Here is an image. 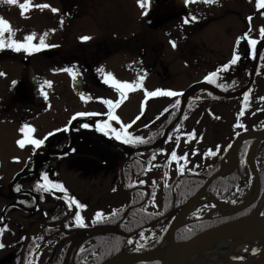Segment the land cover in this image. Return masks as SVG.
<instances>
[{
  "label": "flooded vegetation",
  "instance_id": "flooded-vegetation-1",
  "mask_svg": "<svg viewBox=\"0 0 264 264\" xmlns=\"http://www.w3.org/2000/svg\"><path fill=\"white\" fill-rule=\"evenodd\" d=\"M53 1L54 0H32L31 3L33 5L47 3L51 5V7H54ZM69 1L70 7L68 9V24L70 29L68 30V49L64 48V44L67 41V34H63L62 37H60V35L58 36L55 31H49L55 26V15L57 13H52L51 8L45 9V12V10L32 7L34 11L30 14V16L33 15L32 17H35L37 14H41V16H43V20L38 23L34 31L36 37L34 38V44L39 43V37L41 35L48 33L45 37V43L53 46L42 48L39 52L32 54L25 53L23 50L20 52H15L8 48L0 50V125L11 123L21 127L23 124H29L36 129V131L33 133L35 138H43L47 133L52 132L53 135L48 137V139L45 141V144L35 151H33V149L30 147L26 149V146L24 148H20L17 145L21 151L25 152V158L21 160L22 163L28 166H33L36 163L42 162L40 168L44 169L45 171H49V173L57 162V158L52 154L56 150H61L68 147V133H71V129L74 132V136L76 134L81 136L84 146L86 145L87 139L89 138L95 139L96 141L102 143H108V139L99 135L104 134L102 132L96 131L94 126L99 121L108 118L106 115L108 107L102 101L104 99H109L112 101L118 99L117 96L119 93L111 86V84L104 83V78L107 73H111L113 78H116L117 74H119L122 68L125 70H131L132 68L136 67L138 71H142V69H146L145 71H147L150 69L149 71L151 72L152 70L156 71L155 69L157 68V75L161 74L162 70H164V72L167 71L163 54L165 48L164 42L167 41L168 34L165 33L164 37L153 40L151 37L152 34L149 33V35L146 34L145 38L141 39V41H143V46L136 47L135 45V49L132 47L128 49L127 46H123L125 49H122V41H125L126 39L121 40L120 35L117 34L115 30H111L108 25L105 24L103 27L99 26L98 22L88 21L89 18H84V14L79 15L74 9L78 6V2L81 1ZM96 1L99 3L98 0ZM19 2H23V0H19ZM84 2L87 3L86 0H84ZM90 2L92 3V0L88 1L89 5ZM235 3H243V0H218L217 3H214V6L223 9L225 15H229L231 12H234L232 6ZM198 5H200V3ZM248 5L249 4L247 2L246 6ZM11 9L14 13L20 12L14 11L13 5H8L6 2H0V17L7 20L10 26L13 27L14 21L9 17V10ZM244 9L247 10L245 6ZM148 13L149 9L147 10L146 15H148ZM192 13L194 15L195 11L193 10ZM246 14H248V17L251 16L252 19H255V15H257L256 19H259L258 9H254L249 13L246 12ZM28 15L29 11L25 13V19H27ZM195 16L197 15L195 14ZM239 17L240 19L242 18V24L246 25L248 19H245L241 14ZM60 19L62 20V18ZM19 20L21 22L15 24H17L18 29H23L24 19ZM89 20L93 19L91 18ZM76 21H82L81 24L84 21V25H86V27L81 32V35L78 37H76L75 33L72 31V25L74 24L72 22ZM91 28H93V32H95L94 35H92V32L90 31ZM102 30H104V33L101 34ZM245 32H248V30L246 31V28L240 30L238 32V37L242 36ZM224 35L226 37L231 35L229 27L225 28ZM22 36L24 35L22 34ZM83 36L90 37V39L82 41L80 37ZM215 37L216 36H214V39ZM6 38L7 33H5V39ZM236 39V47L237 45H240V50L243 51L242 55L244 56L247 50L245 45L242 43L244 40H241V44H237ZM56 40H58V43ZM129 40L123 43L129 45ZM136 40L137 39H133L135 43ZM156 41H160V45L155 44L152 46V43ZM58 47L60 48V53L59 55H56L55 48ZM142 47L144 48L143 50ZM145 49L146 52H149V55H146ZM156 51H161L162 53L160 54V60L155 59L157 55L155 57L153 56V53ZM231 55L232 50L228 57L221 53V58L219 60H212L214 61L213 65L203 70L204 75H208L223 64L227 63L231 59ZM122 56L125 57V60L121 59ZM10 60L16 63V68L15 70L13 69L14 72L11 76L17 74L11 80V82L16 79L26 68H30L34 75L35 86L32 93V98L27 103L20 102L13 106L9 105L12 97L8 73V62ZM131 60L138 62L137 66L134 64H126ZM122 61H124V65L121 64ZM212 61H210V63ZM147 62L150 64H146ZM218 62L219 65H217ZM239 65L240 61L238 62V67ZM73 66L74 71L79 73L76 78H79L80 81H76V79L73 80L67 72L58 71L59 69H65ZM98 68H102L103 73L98 72ZM232 71L233 65L230 66L229 70L219 72L215 78V83H210L205 80H203V82L210 85H230L233 79ZM64 73L68 76L66 80L61 79ZM44 81L51 82L50 86L46 85L43 89L48 97L47 100H45L40 94V88L41 85L44 84ZM81 94L85 96V100L80 99ZM177 100H179V105L173 107ZM180 104V95L176 97L158 96L154 101L147 103V107L155 110L153 118L150 120L156 122L153 124H148V128H141L145 123L140 121L139 125L134 129L135 135L142 137L147 142V138L154 135L156 131H158V129L163 125V122L170 117L169 115L177 111V108L180 106ZM166 108L168 109L167 112L164 111ZM78 112L95 113V115L76 116L75 119H73L75 114ZM114 113L119 117L120 105L114 109ZM15 114L16 117L12 121H9V118ZM135 116H140L139 120H148L149 118V114L138 112L135 114ZM82 123L88 124L89 127L82 129ZM109 123L113 128L119 129L120 127V123H117L116 121H109ZM65 128H67V131L64 130ZM57 129L60 131H56ZM107 137L109 138L110 136ZM102 138H104V140ZM109 164H111V162H109ZM44 170L43 172H45ZM26 174H28L26 171L20 172L18 174L17 183L20 186V190L17 192V194H13V197H17L19 194H23L25 190H27L25 188V184L32 186L34 185V188L35 185L39 183L35 177L34 179L30 176H26ZM50 178L51 177H49V179ZM30 181H32L33 184H30ZM2 188V183L0 182V200L5 199L7 196L6 190H8V188L4 189V193ZM44 206H47V208H42L39 203L35 204L32 208H28L22 204L21 211L25 213H29V211H31L30 213H32L35 217V221H33V223L43 224V222L51 221L53 213L56 210L55 204H53L51 201V196H49V199Z\"/></svg>",
  "mask_w": 264,
  "mask_h": 264
},
{
  "label": "rangeland",
  "instance_id": "rangeland-1",
  "mask_svg": "<svg viewBox=\"0 0 264 264\" xmlns=\"http://www.w3.org/2000/svg\"><path fill=\"white\" fill-rule=\"evenodd\" d=\"M78 1L81 2H78L79 4L77 7H75L74 10L77 11L79 15L84 14V18H92L93 20L88 19V21L98 22L99 26L103 27V25L105 24L108 25L111 30H115L117 34L120 35L121 40L126 39L125 41H127L130 39L129 45L123 43L125 41H122V49H125L123 48V46H127L128 49L130 47L135 49L138 46H143V41H141V39L145 38L146 34L149 35V33L152 34L151 37L153 38V40L160 39L164 37L166 30L169 29V39L167 38V41L164 42L165 48L163 54V59L165 65L167 66V71L164 72V70H162L161 74L158 77L150 76L149 78H147L146 76H149L155 71L152 70L151 72L149 71L150 69H148L147 71H145L146 69H142V72H140V76H144V79L140 82L142 87L128 91L126 93V97L122 99V102L124 100L126 101L125 105H128V102L130 100H134V103L131 105V108L127 109L130 110L129 113L131 114L135 112V110L137 109L136 107L139 103H142L143 105V102L149 98L145 97V91H151V89L153 88L175 92L183 91L190 85L199 81L202 77H205L203 72L196 71L202 67H209L210 64L214 63V61L212 60H214V58L216 59V57H219L221 53H223V55L228 56V54L232 50V39L237 38L236 36H238V32L240 30L246 28V31L248 30L249 32V38L256 39L257 41L264 38L259 33V29L261 27H264V15H262V13H264V9H258L259 21H257L256 19L257 15H255V19H251V21L248 20L245 25L242 24V18L240 19L239 17V15L241 14L246 19L248 17V14H246V12L249 13L252 12L254 9H257L255 7V0H243V3L233 4L232 8L234 12H231L229 15H225L223 9H220L219 7L214 6V8H211L210 5H205L203 7L201 4L203 0H190V7H194L196 12L200 14L199 17L201 18V23L199 22V18L197 17L196 19H198V24H196V22L191 24L192 21L188 24H184L183 22H172L173 24L170 23L171 25H169L166 29L162 28L160 31L156 32H151L146 27L143 20L146 14H141L142 12H144V9L138 5L137 0H98L99 3L96 0H92V3L90 2V5L88 4L89 0H86L87 3L84 2V0ZM53 2L54 7L58 9L55 18L56 23H59L52 28L58 36L60 35V37H62L63 34H67V41L64 44V48L68 49V30L70 29V26L68 24V9L70 6L68 0H54ZM247 2H249L248 6H246ZM199 3L200 5H198ZM244 6L247 8V10L244 9ZM13 9L17 12L20 11L17 5H13ZM28 11L29 15L27 16V19H25V16L23 18L21 17L20 12L14 13L12 9L9 10V17L14 21V25L12 27L14 30V40L23 42L24 37L28 34L34 33L38 23L43 20V16H41V14H37V16L35 17H32L33 15L30 16V14L34 11L33 8H30ZM205 13H207V19H205L204 21ZM209 13L211 14L209 15ZM60 16L62 17V20H60ZM191 17H193L192 13L189 15L188 19H190ZM19 19H24L23 29H18L17 24H15L21 22ZM81 22L82 21L72 22L74 23L72 25V31L75 33L76 37L81 35V32L86 27V25H84L85 22L83 21L82 24ZM247 26L249 27V29H251V31H249ZM226 27H229V30L231 31V35L229 37H226L224 35V30ZM90 31L92 32V35L95 34V32H93V28H91ZM102 33H104V30L101 31V34ZM22 34L24 36H22ZM201 34L203 35V38L200 37ZM214 36H216L215 39ZM133 39H137L136 43L133 41ZM169 41H174L176 43V47L173 48ZM32 42L35 43L34 39ZM56 42L58 43V40H56ZM155 44L160 45V41L153 42L152 46ZM143 49L144 48L142 47V50ZM160 54H162L161 51H156L153 53V56L155 57L157 55L155 59L160 60ZM146 55H149L148 51L146 52ZM248 55V58H250L251 55ZM121 59L125 60V57L122 56ZM210 61L212 62L210 63ZM137 63L138 62H136L135 60H131L126 64L136 65ZM121 64L124 65V61H122ZM146 64L150 63L147 62ZM15 65L16 63L12 60L8 62V73L10 83L11 80L17 75L16 74L11 76L16 68ZM155 70L157 71V68ZM237 70H239V67H237ZM134 72H139L136 67L132 68L129 72L122 68L119 74H117L116 78L114 79L119 80L121 82H135L137 80V77ZM67 78L68 76L64 73L61 79L66 80ZM117 98L121 99L119 94ZM155 99L156 98L152 97L147 102L154 101ZM226 101L228 102L227 107L229 108L230 112V110H236L238 108L237 104H239L241 99H229ZM235 105L237 106L234 107ZM125 109L122 111L125 116L122 119L126 124H129L130 118L125 115ZM227 114L228 116L231 115L232 117L231 113ZM15 117L16 114L10 117L9 121H12ZM135 124L136 123L132 124L131 127H134ZM19 128L20 126L11 123L0 125V178L2 179V181L0 182L2 183L3 193L5 192L4 189L10 188V185L15 175L26 168V165L21 161L23 158H25V152L21 151L16 143L18 139L22 138V134L18 131ZM211 128H213L212 125H208V127H206L205 137L203 138L202 143H200L199 152L195 157V159L197 160L196 163L199 164V167H202L204 163L209 160V158L206 157L202 158V155L207 150H215L216 146H213L217 143V145L219 146L218 152L221 153L224 150L225 146L228 144L225 139L219 136L218 132H215L216 130L213 131ZM221 132L222 135H228V131H226L225 128ZM99 135L108 139V143L111 142V140L107 136L102 134ZM70 137L71 135L68 133V141H71L72 138ZM104 138L102 139L104 140ZM213 138L216 139L212 140ZM104 145L105 146L101 145L102 148L99 149L95 146L90 145L89 150H95V156L111 157V160L115 162H117L118 157L119 161L123 159V155L117 149H113V151H111L112 145ZM28 147L29 146L26 145V149H28ZM92 160L99 161L95 157H92ZM109 162L110 160L106 158L105 160L101 161L99 165L103 167ZM91 164L92 163H84L83 166H81V169L85 172L86 175L89 172H92L91 170H89ZM95 164L97 163H93V165ZM72 168L73 167H70L68 170H71ZM103 171L104 170L99 172L96 175L99 176V178H95L93 179V181L91 180L92 176H89L87 180H83L86 178L80 179V172L75 173L73 170H71L70 172L62 170L61 173L63 178L66 179L65 183L67 188L72 191L74 190V194L80 200L84 199L90 201V203H88L89 206H91L92 208H95L94 205H97L99 208L105 209V201H108L110 203L113 202L112 205L117 206L122 203V201L125 199V196H123L120 192L117 194L118 197L116 196L114 198V196H109V186L111 183V179H108V176L111 171L105 170L107 172L106 175L101 176L103 175ZM113 171H115V169H112V172ZM148 176H150V178L152 179H157L160 177L155 171L149 173ZM37 177L39 178V175ZM121 197L123 199H121ZM1 206H3L2 202H0V207ZM43 208H47V206H43ZM22 217L25 218L23 221V223H25L24 225H29L32 216L28 214H22ZM0 253V257L6 255V251L3 248L0 249Z\"/></svg>",
  "mask_w": 264,
  "mask_h": 264
},
{
  "label": "snow or ice",
  "instance_id": "snow-or-ice-1",
  "mask_svg": "<svg viewBox=\"0 0 264 264\" xmlns=\"http://www.w3.org/2000/svg\"><path fill=\"white\" fill-rule=\"evenodd\" d=\"M0 2H6L8 5H17L19 10H20L21 17H24L26 11H28L32 7H35L38 9L51 8V12L54 14L58 12L57 8L51 7L47 3H40V4L33 5L31 3V0H23V2H19V0H0ZM186 2H188V0H186ZM203 2L205 4L210 5L213 3H217L218 0H203ZM137 3L141 8L144 9V12L141 13L142 15H144L147 12L149 0H137ZM255 7L257 9H264V0H255ZM262 15H264V13H262ZM195 19H196V17H191L190 19L186 18L183 20V23L188 24L191 21H194ZM247 19L249 21H251L252 17L249 16V17H247ZM61 23H62V21H61ZM49 31H54V29H50ZM249 31H251V29H249ZM5 33H7L6 39H5ZM259 33L262 37H264V27H261L259 29ZM47 34L48 33H44L43 35H41L39 37V43L38 44H34L32 42L33 39L35 38V33L26 35L24 37L23 42L14 40L13 39V35H14L13 28L10 26V24L7 20L0 17V50L5 49V48L11 49L12 51H15V52H20L21 50H23L25 53H28V54L39 52L42 48H48V47L53 46V45H49V44L45 43V37L47 36ZM80 39L82 41H86V40L90 39V37L83 36V37H80ZM242 39L247 40L248 46L250 48H253V49L255 48V46L257 44V40L249 38L248 32H245L242 36L237 37L236 43L239 44ZM169 43L171 44V46L173 48L176 47V43L174 41H169ZM239 59H240V56L238 55L236 49L234 48L233 52H232L231 59L227 63H225L222 66H220L219 68H217L215 71L206 75L204 77V80L208 81L210 83H215L216 82L215 78L217 77V74L221 71L229 70L230 66L236 65L237 62L239 61ZM58 71L67 72L72 77L73 80H75L76 77L79 75L78 72L74 71V66L69 67V68H65V69H59ZM97 71L103 73L102 68H98ZM143 79H144V76H139L135 82L129 83V82H121L119 80L114 79L111 73H107L105 75L104 83L105 84H111V86L119 93L121 99H117L115 101H112L109 99H104L102 101L108 107V111L106 113L108 118L105 120L99 121L96 124V131L102 132L105 136L112 135L115 137L116 140L122 141L125 144L145 143L146 142L142 137H140L138 135L133 136L130 132L127 131V129H129L131 127V125L136 122V120L140 119V116H137L131 123L125 124V123H120L119 117L114 113V109L121 104L122 99H124L126 97V93L128 91L142 87L140 82ZM50 84H51L50 81H44V84L41 85V88H40V94L44 97L45 100H47L48 97H47V95L43 89H44V86H46V85L50 86ZM249 91H251V90H249ZM144 94H145V97H157V96L176 97V96L180 95V93L175 92V91H162L161 89H156L154 91H145ZM248 97H249V92H245L244 93L245 103L248 101ZM80 99L85 100V96L83 94H81ZM260 99L264 100V97H260ZM177 105H179V100L176 101V104L173 105V107H175ZM141 107L143 108V105ZM164 111L167 112L168 109L166 108V109H164ZM243 114H244V108L242 107L240 109V112L237 115L236 124L234 125V127L240 128V129H243L245 127L244 124L241 123L240 119H239V117L242 116ZM88 115H95V113L78 112L75 114L73 119H75L76 116H88ZM109 121H116L117 123H120L119 129L113 128L111 126V124L109 123ZM81 127L88 128L89 125L83 124V125H81ZM145 127H147V125H145ZM179 127H180V125L176 126L177 130L179 129ZM64 130L67 131V128H65ZM18 131L22 134V138L18 139L16 141L17 145L20 148H24L25 145H31L33 151L41 148L45 144V141L48 139V137L53 135L52 132H49L43 138H35L33 136V133L36 131V129L29 124H23L18 129ZM56 131H60V130L57 129ZM192 135H193V133H187V136L189 138H191ZM176 139L178 141L179 136H177ZM165 142H167V141H165ZM218 150H219V146H217V151ZM224 150L227 151V148H225ZM160 151H161V153H163L164 149H161ZM217 151L209 149L204 153V156H215L217 154ZM192 154L195 155L196 150H193ZM186 156H187V154H185L184 156H178L175 149H173L171 154L168 156L167 163H171L173 161H184V160H186ZM14 159H17V158H14ZM153 159H154V157H153ZM167 163L164 165L165 167H167ZM241 163H243V160L241 161ZM182 170H183V165H178L177 171L180 172ZM165 175H167V173H165ZM40 180L42 181V183H37L35 185V189L37 191L42 190L44 192H50L53 189H55V190H59L60 192H63L65 194V203L69 207H72V206L75 207V215H74L75 226H78L81 228L84 227L85 222H84V219L81 215V210L85 209L86 205L78 202V200H76L75 198L68 196L67 190L64 188V186L61 183H57V182H54L53 180L49 179L48 173L41 172L40 173ZM140 183H144V182L140 181ZM16 190L17 191L20 190L19 185L16 186ZM113 191H115V189H113ZM233 203H235V201H233ZM112 215H115V210L113 211ZM261 215H264V213H261ZM106 219H107V217L103 214V212L98 210L94 213V215L92 217V223H94V224L100 223ZM65 226L68 227V225H65ZM0 231H3V229H0ZM141 238H144L143 233H141ZM128 243L131 244V243H133V241L129 240ZM2 247H4V245L0 244V248H2ZM140 247H142V245L137 243V249H139ZM256 251H257V249H255V248L252 249L253 253H255ZM235 259H241V258L237 257Z\"/></svg>",
  "mask_w": 264,
  "mask_h": 264
},
{
  "label": "water",
  "instance_id": "water-1",
  "mask_svg": "<svg viewBox=\"0 0 264 264\" xmlns=\"http://www.w3.org/2000/svg\"><path fill=\"white\" fill-rule=\"evenodd\" d=\"M187 2L186 0H154L151 4L152 14L150 15L147 24L151 28H159L162 24L169 20L175 19L186 12ZM264 48V40L258 42L255 47L254 61L250 72L249 81L246 87L238 93L234 94H221L225 97H235L244 93L252 84L254 79L255 70L258 64L260 52ZM58 52V49H57ZM56 53V52H55ZM54 54V53H53ZM35 86V79L31 72V69L24 70L21 76L13 82L11 85V91L13 93V99L10 106L16 102L28 101L32 96V91ZM191 88L189 91H191ZM186 92L183 98L186 99L190 92ZM184 109V102L182 104L180 114ZM167 128L163 140L166 138L168 130ZM252 139V143L247 154V164L252 170L255 179V189L252 201L255 199L258 190V173L254 164L253 151L257 143L264 141V128L261 130H249L239 134L232 143L229 152L226 154L219 170L206 180L204 186L180 209L178 214L173 219L167 233L166 242L162 249L158 252H148L138 255L137 261H152L159 260L161 264H184L191 257L193 250L204 243H216L221 241H228L230 243L231 252L251 240L259 239L262 241V248L260 255L263 258L264 264V217L257 218L251 213L249 216L228 222L218 227L201 232L184 241H176L174 237L175 230L180 227L182 220L190 206L199 200L204 194L207 186L214 180L223 177L230 173L236 166L238 161V151L241 144L247 140ZM116 140V139H115ZM118 142V140H116ZM162 142L154 145L158 147ZM227 159V161H226ZM264 202V195H263ZM123 259L120 255H117L102 264H123ZM129 264H131L129 262ZM234 264H242L238 261H234Z\"/></svg>",
  "mask_w": 264,
  "mask_h": 264
},
{
  "label": "trees",
  "instance_id": "trees-1",
  "mask_svg": "<svg viewBox=\"0 0 264 264\" xmlns=\"http://www.w3.org/2000/svg\"><path fill=\"white\" fill-rule=\"evenodd\" d=\"M264 59V58H263ZM262 59V60H263ZM248 101L246 105H250V101L253 96V88L250 89ZM248 111V110H247ZM245 111V112H247ZM170 140L173 139V136H169ZM169 142V139L168 141ZM247 146L244 147V154L246 153ZM215 166L209 168L208 170H204L200 175H193L189 172L190 175L185 177L180 184H176V180L170 181L167 184V192L166 196V205L179 207L184 200L190 196L197 188H199L204 181L205 177H208L213 171ZM217 167L215 168V170ZM200 176V177H199ZM196 177V178H195ZM261 188L264 187V173L260 177ZM120 181L125 182L124 176L120 177ZM238 182L237 173H233L229 177L220 180L219 182L213 183L209 190L210 192H215L218 189H222L224 191H229L233 187L236 186ZM118 183V184H119ZM117 187V186H116ZM174 188L178 191L177 194L174 193ZM141 202H144V199H141ZM133 204H137L133 203ZM128 205V204H127ZM125 206L124 209L119 211L113 216H106L107 219L100 223H85L84 227L75 226L74 234L77 238H80L81 241H75L72 237L71 239L63 242L62 240L65 237V233L58 232L56 235V239L54 241V247L49 251L43 246V244L36 242H30L27 246L23 264H100L104 260L110 258L114 255L119 248V244H123V236L126 233H129L135 229L142 227L143 225L148 224L152 220L156 219L158 216L151 215L152 212H148L143 209H134L138 205H128ZM139 207V206H138ZM248 212L245 211L241 215H246ZM151 215V216H150ZM69 216H64L65 218ZM147 216V218H145ZM83 219L85 217L83 215ZM74 222V216L68 220L69 225ZM224 221L215 222L208 226H203L202 223L192 224V230L200 231L208 228L210 226L221 224ZM75 224V222H74ZM87 229H92L95 233L91 236L88 235ZM98 230H101L100 233H97ZM197 231V232H198ZM193 234V233H192ZM186 233L181 236V238H185ZM93 240L94 243L90 248L83 249V245L88 241ZM48 252H45V251ZM93 255L94 259L91 263H87L86 259ZM19 260V259H18ZM143 264H160L159 262L152 263H143Z\"/></svg>",
  "mask_w": 264,
  "mask_h": 264
},
{
  "label": "bare ground",
  "instance_id": "bare-ground-1",
  "mask_svg": "<svg viewBox=\"0 0 264 264\" xmlns=\"http://www.w3.org/2000/svg\"><path fill=\"white\" fill-rule=\"evenodd\" d=\"M215 123H218L217 120L214 121ZM75 162L74 157H66L64 161V166L66 168H70L71 164ZM70 172V170H68ZM66 181V179H64ZM115 182L113 184V188L118 187H125L124 182ZM117 186V187H116ZM25 192L23 194H19V196L15 197L13 201L6 207V209L0 210V229H3V231H0V244H3V249L6 251V255L3 257H0V263H3L5 261H8L10 259H20L22 260L25 256V252L27 249V246L30 242L36 243H42L45 245H51L54 243L57 233L63 232L65 233L67 228L69 227L68 220L63 216L61 212L57 214V219L55 223L47 225V224H38L30 222L29 225H27V234L23 233H17L19 225L24 221L25 218L22 217V214H26L25 212L21 211V205L24 204L27 207H33L35 204H45L49 196H51L52 191L50 192H44L42 190L37 191L35 187H28L26 188ZM252 189V188H251ZM22 197V199H21ZM253 197V193L250 192L249 199ZM191 199V198H190ZM188 199L186 203L190 200ZM211 200L202 199L196 200L192 206L189 207L187 211L189 212H202L205 207L209 205V202ZM126 204H130V201H125ZM222 206L220 205V208ZM260 207L258 208L259 211ZM232 212V210H226L224 213L229 214ZM257 213V212H256ZM203 226L210 225V220L201 221ZM65 225H68L66 227ZM186 228V236L185 239L189 238L191 235L196 233L197 231L192 230L191 224L185 225ZM193 233V234H192ZM137 241L135 242V245L137 247ZM140 244V243H139ZM247 244V243H246ZM246 244H242L241 250L245 249ZM165 242L161 245L164 247ZM263 245V244H262ZM240 252V251H237ZM248 252V259L254 256L251 253L250 248L247 249ZM1 254V253H0ZM141 254L140 248L137 249V251H134L133 253L127 254H118L120 255V258L123 259V264H143L146 263L145 261H137L138 255ZM231 254V248L228 241H219V243H204L199 245L193 250V253L190 257V259L187 262H184V264H229L228 257ZM117 255H112L110 258H113ZM251 261V262H250ZM262 256H260V259H250V264H262L263 262ZM246 262V261H245ZM242 263V264H245ZM161 264V263H160Z\"/></svg>",
  "mask_w": 264,
  "mask_h": 264
}]
</instances>
